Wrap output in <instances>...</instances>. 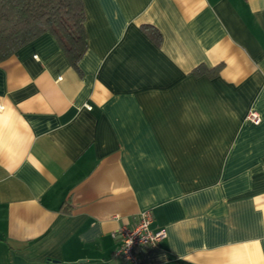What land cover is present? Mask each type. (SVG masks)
<instances>
[{
  "label": "crops",
  "instance_id": "0c3cea01",
  "mask_svg": "<svg viewBox=\"0 0 264 264\" xmlns=\"http://www.w3.org/2000/svg\"><path fill=\"white\" fill-rule=\"evenodd\" d=\"M82 3L79 72L0 62V264H121L145 211L143 264H264V0Z\"/></svg>",
  "mask_w": 264,
  "mask_h": 264
},
{
  "label": "trees",
  "instance_id": "16d2710c",
  "mask_svg": "<svg viewBox=\"0 0 264 264\" xmlns=\"http://www.w3.org/2000/svg\"><path fill=\"white\" fill-rule=\"evenodd\" d=\"M84 24L82 0H0V62L49 34L70 67L79 72V63L87 50ZM145 29L158 43L159 34L149 27ZM196 70L199 74L205 72L204 67Z\"/></svg>",
  "mask_w": 264,
  "mask_h": 264
},
{
  "label": "built area",
  "instance_id": "2783aa9c",
  "mask_svg": "<svg viewBox=\"0 0 264 264\" xmlns=\"http://www.w3.org/2000/svg\"><path fill=\"white\" fill-rule=\"evenodd\" d=\"M246 121L253 125H259L261 119L256 112L250 111ZM152 221L151 213L145 211L140 214L134 226H122L114 232L112 238L119 245L112 255L113 259L119 260L121 264H143L136 250L139 248H155L159 242L167 237L165 230L153 231L151 229Z\"/></svg>",
  "mask_w": 264,
  "mask_h": 264
}]
</instances>
